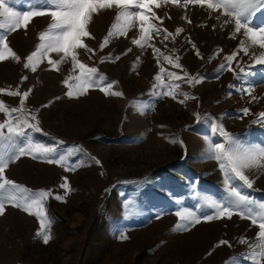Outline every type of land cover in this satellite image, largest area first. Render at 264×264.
<instances>
[{"label": "rangeland", "instance_id": "1", "mask_svg": "<svg viewBox=\"0 0 264 264\" xmlns=\"http://www.w3.org/2000/svg\"><path fill=\"white\" fill-rule=\"evenodd\" d=\"M40 3L42 0H12L11 6L25 12L32 10L30 5ZM118 11L113 8L94 14L87 25L90 35L82 38L94 52L84 48L76 51L81 62L107 77L105 83L118 81L112 91H121L123 96L90 88L85 95L77 92L69 97L64 80L72 76L69 83L75 84L79 69L73 70L70 57L57 65L59 70L53 68L48 59L60 60L61 53H49L34 72L23 67L27 56L41 43L39 34L51 23L50 17H35L26 30L7 34L10 47L21 59L0 62V88H19L21 93L31 89L25 108L37 114L42 131L29 129L28 137L39 145L57 146L61 154L73 146H80L82 151L70 158L73 171L30 155L22 156L6 170L10 179L29 189H52L62 199L49 197L45 205L53 220L47 243L38 234L37 216L6 205L0 215V264H225L230 257L248 253V244L238 242L241 237L255 242L258 227L239 215L230 220H202L188 231L175 230L174 226L181 208L212 215L205 198L227 199L224 173L219 162L208 156L212 144L224 142L213 121L245 145L264 146V127L252 123L264 112V65L253 62L252 52L259 55L264 50L250 48L247 56L240 52L232 61L237 73L241 67L250 73L245 79L221 70L224 58L237 50L244 37L241 33L230 38L234 25L222 28L224 17L217 20L218 13L206 4L187 0H150L145 15L153 29L144 48L132 42L141 35L137 20L127 35L110 37L101 50ZM253 24L264 26V9L256 13ZM155 28L166 30L174 38L165 40V33L156 34ZM177 28L183 31L177 33ZM153 46L163 56L172 57L173 63L162 56L158 63ZM217 49L222 52L217 54ZM109 55L119 59L102 63L101 57ZM177 56L181 68L175 67ZM161 67L181 77L187 71L190 77L200 75L203 79L193 86L164 76V82L179 83L178 91L190 96L158 98L153 86ZM23 76L28 79L21 83ZM232 84L235 88L229 87ZM241 87H251L252 95L242 94ZM0 100L6 106L19 107L21 97L5 92L0 93ZM245 107L250 114L241 118ZM7 118L0 113V122ZM172 139L183 144L172 143ZM59 140L65 143L57 145ZM90 157L101 163H94ZM246 174L255 183L244 192L264 202V174L256 169ZM64 177L73 189L67 195L60 187ZM221 239L232 246L216 247ZM243 264L251 261L244 260Z\"/></svg>", "mask_w": 264, "mask_h": 264}, {"label": "snow or ice", "instance_id": "2", "mask_svg": "<svg viewBox=\"0 0 264 264\" xmlns=\"http://www.w3.org/2000/svg\"><path fill=\"white\" fill-rule=\"evenodd\" d=\"M154 2V0H153ZM173 3H178L179 0H172ZM188 3H197L200 5H207L211 11L218 13L217 20L224 17L221 27L234 25L230 38H236L238 34L243 35L244 39L240 41L239 47L236 51L227 55L224 60L225 63L220 65V69H227L232 71L237 79H245L250 73H245V68L241 67L239 73L232 67L234 61L240 52L245 56L249 54L250 48L258 46L264 50V26L254 25L253 20L256 13L264 9V0H187ZM150 0H42V3L37 5H30L32 10L20 12L12 5V0H0V62L12 58L20 61V57L10 47L8 42V33L15 32L18 29H27L30 22L35 17L48 16L51 18V23L47 29L40 32V44L37 45L35 51L27 56L23 64L25 69L36 71L37 66L42 62L49 53L63 54L60 60L49 58L48 63L56 70H59L57 65L65 58L70 57L73 64V70L79 69V75L75 76V84H70L69 80L73 77L69 76L64 80L68 86L69 91L67 95L73 97L78 92L79 95L87 94L90 88H99L106 95L123 96V92H113L112 88L118 81H107V77L100 73L96 67H89L87 64L81 62L77 56L76 49L84 48L87 52L93 53L94 50L88 48L83 43V37L89 36L87 25L92 16L100 10L105 9H119L116 15V23L112 25L108 36L104 38L103 43L100 44V49L109 43L110 37L114 35H127L129 27H135V21H139V31L141 35L139 38H134L133 43L144 48L151 38L153 26L148 23L145 10L149 8ZM187 6V4L185 5ZM136 9V10H134ZM123 21V24L120 22ZM190 22V21H189ZM216 25H213L215 28ZM183 31L177 28L176 32ZM165 33L164 39L174 38L171 33L161 28H155V33ZM195 47V45H193ZM127 51H131L128 49ZM222 52V49H217V54ZM153 54L157 56V62L162 56L169 64L173 63V58L163 56L160 50L153 46ZM200 56L199 50L196 52ZM203 59V57H201ZM253 62L257 65H264V51L259 55L255 51L252 52ZM119 57H112L111 55L101 57V62L105 60H115ZM176 68H181L179 57L174 58ZM209 61L212 57L208 58ZM250 67V65H245ZM243 73L244 75H240ZM167 76L171 81L184 80L186 83L195 85L200 83L202 76L190 77L187 71L181 77L177 72L167 71L163 67L154 77L157 82L153 86V92L158 98H163L164 95L176 99L178 95H183L185 98L190 96L189 93L179 92V83L164 82L163 77ZM186 78V80H185ZM27 76L21 77V83L27 80ZM230 88H235L232 84ZM76 89L74 92L73 89ZM242 94L252 95L253 89L251 87H241L239 90ZM7 92L10 96L21 97L19 107L6 106L3 100H0V113L6 114L8 117L3 122H0V215L6 211V205L20 208L30 215H35L39 218L40 233L43 236L45 243L51 238L50 227L53 223L52 218L48 215L45 205L49 197L57 200L62 199L61 196L54 193L52 189H29L27 186L10 179L6 175V170L12 163L19 160L22 156L30 155L34 159H44L49 164L60 165L66 167L68 171H73L70 164V158L76 153L82 151L80 146H73L66 149L64 153H59L57 146L39 145L31 141L28 137V130L42 131L39 126L37 114L29 112L25 108V100L31 93V89L20 92L19 88L15 91H9L0 88V93ZM231 95V93H229ZM194 98V97H192ZM252 100H256L252 96ZM179 103H185V100H179ZM38 112V110H37ZM242 117L250 114V109L245 107L241 109ZM19 113V115H16ZM197 119H201L197 113ZM252 123L260 124L264 127V112H260L257 118ZM163 127V125L161 126ZM213 127L220 136L223 137L224 142L219 144H212L210 146L208 156L219 162V167L224 173V184L227 199L224 201H216L211 198H205L204 204L213 210L212 215L197 213L187 208H181L176 212L179 218L177 224L174 226L175 230L188 231L190 227L201 223V221L210 222L217 219H231L233 215H239L241 219H248L252 226L258 227L259 231L256 234L255 242L248 243L246 237H241L238 241L241 244H248L249 251L246 255L230 257L225 264H243L244 260L251 261V264H264V202H258L254 197L250 196L244 189H252L255 179L250 178L246 174L247 171L256 169L258 173L264 174V146L262 145H245L241 143L233 133L228 132L223 128L222 124L213 121ZM172 143L183 144L182 140L172 139ZM65 141H57V145H63ZM228 145V147L225 146ZM91 160L100 164L101 162L95 158L90 157ZM60 187L65 189V195L73 191L67 177L63 178V183ZM127 238V237H124ZM227 245L231 247V242L225 239L218 241L216 247ZM215 249H213L214 251ZM212 253L210 252L209 255Z\"/></svg>", "mask_w": 264, "mask_h": 264}]
</instances>
